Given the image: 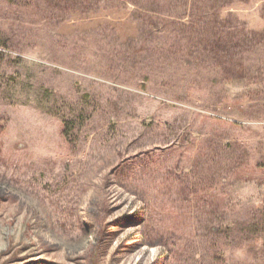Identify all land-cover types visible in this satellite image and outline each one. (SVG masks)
Instances as JSON below:
<instances>
[{
	"label": "rangeland",
	"instance_id": "1",
	"mask_svg": "<svg viewBox=\"0 0 264 264\" xmlns=\"http://www.w3.org/2000/svg\"><path fill=\"white\" fill-rule=\"evenodd\" d=\"M0 264H264V0H0Z\"/></svg>",
	"mask_w": 264,
	"mask_h": 264
},
{
	"label": "trees",
	"instance_id": "2",
	"mask_svg": "<svg viewBox=\"0 0 264 264\" xmlns=\"http://www.w3.org/2000/svg\"><path fill=\"white\" fill-rule=\"evenodd\" d=\"M197 1H199V0H197Z\"/></svg>",
	"mask_w": 264,
	"mask_h": 264
}]
</instances>
